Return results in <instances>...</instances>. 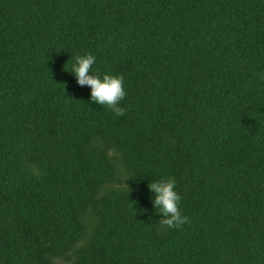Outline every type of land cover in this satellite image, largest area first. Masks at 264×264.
<instances>
[{"label":"trees","instance_id":"1","mask_svg":"<svg viewBox=\"0 0 264 264\" xmlns=\"http://www.w3.org/2000/svg\"><path fill=\"white\" fill-rule=\"evenodd\" d=\"M0 264H264V0H0Z\"/></svg>","mask_w":264,"mask_h":264},{"label":"clouds","instance_id":"2","mask_svg":"<svg viewBox=\"0 0 264 264\" xmlns=\"http://www.w3.org/2000/svg\"><path fill=\"white\" fill-rule=\"evenodd\" d=\"M95 62L96 57L92 54L78 55L71 72L75 75L79 86L90 87L92 103L107 105L115 116H124L127 109L120 106L126 96L123 76L105 74L101 78L100 75L92 72ZM176 186L177 181L172 177L151 182L148 185L149 190L155 194L152 201L153 206L163 217L159 223L169 229L180 228L191 223L190 218L184 215L180 209L182 198L175 190Z\"/></svg>","mask_w":264,"mask_h":264}]
</instances>
